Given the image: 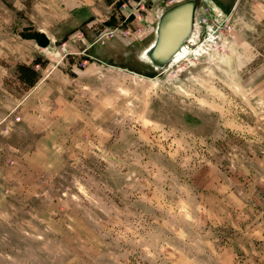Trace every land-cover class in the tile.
<instances>
[{"label": "rangeland", "instance_id": "374dc122", "mask_svg": "<svg viewBox=\"0 0 264 264\" xmlns=\"http://www.w3.org/2000/svg\"><path fill=\"white\" fill-rule=\"evenodd\" d=\"M185 1L0 0V264H264V0Z\"/></svg>", "mask_w": 264, "mask_h": 264}, {"label": "water", "instance_id": "95a60500", "mask_svg": "<svg viewBox=\"0 0 264 264\" xmlns=\"http://www.w3.org/2000/svg\"><path fill=\"white\" fill-rule=\"evenodd\" d=\"M193 8L194 2L188 0L162 12L156 28L155 42L147 51L153 67H164L186 42L192 30ZM48 43L49 39L41 34L38 44L44 47Z\"/></svg>", "mask_w": 264, "mask_h": 264}, {"label": "bare ground", "instance_id": "6f19581e", "mask_svg": "<svg viewBox=\"0 0 264 264\" xmlns=\"http://www.w3.org/2000/svg\"><path fill=\"white\" fill-rule=\"evenodd\" d=\"M192 34H193V25H192V30H191V34L189 35V37H188V40L187 41H190V39H191V36H192ZM186 41V42H187ZM154 42H155V39H154V41L151 43V45L149 46V47H147L144 51H143V58L145 59V61H150V59H149V57H148V55H147V51L149 50V48H151V46H153V44H154ZM185 42V43H186ZM184 43V44H185ZM184 44L178 49V51L173 55V57L171 58V60H170V62L171 61H173V60H175L183 51H185V49H186V47H187V45H185L184 46ZM165 67V66H164ZM164 67H162V68H164Z\"/></svg>", "mask_w": 264, "mask_h": 264}, {"label": "flooded vegetation", "instance_id": "af4514ba", "mask_svg": "<svg viewBox=\"0 0 264 264\" xmlns=\"http://www.w3.org/2000/svg\"><path fill=\"white\" fill-rule=\"evenodd\" d=\"M187 40H188V39H187ZM187 40H186V41H187ZM149 62H150V61H149ZM169 62H170V61H169ZM165 66H166V65H165Z\"/></svg>", "mask_w": 264, "mask_h": 264}]
</instances>
